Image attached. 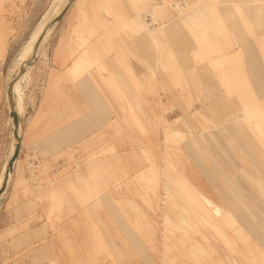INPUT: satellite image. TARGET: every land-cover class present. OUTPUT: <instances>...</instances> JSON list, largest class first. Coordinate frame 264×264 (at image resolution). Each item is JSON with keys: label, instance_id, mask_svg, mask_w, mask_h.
Here are the masks:
<instances>
[{"label": "rangeland", "instance_id": "obj_1", "mask_svg": "<svg viewBox=\"0 0 264 264\" xmlns=\"http://www.w3.org/2000/svg\"><path fill=\"white\" fill-rule=\"evenodd\" d=\"M195 1H107L109 18L98 26L104 35L91 30L84 39L92 47L85 53L88 120L77 114L81 98L70 84L72 99L48 97L55 59L64 63L76 53L65 36L54 50L50 45L29 91L45 87L46 111L36 115L65 122L66 137L42 154L34 142L33 157L17 164L8 208L18 204L21 237L4 242L13 232L3 230L8 217L0 216V264H264V189L256 182H264V0ZM259 2L262 11H251ZM54 5L0 0V171L11 145L10 65ZM200 7L210 30L197 13L184 17L177 33L155 30ZM222 54L230 64L219 80L204 59ZM97 60L105 65L94 67ZM17 86L24 119L35 96ZM82 102L84 112L85 91ZM213 206L227 210L245 236L224 226Z\"/></svg>", "mask_w": 264, "mask_h": 264}, {"label": "crops", "instance_id": "obj_2", "mask_svg": "<svg viewBox=\"0 0 264 264\" xmlns=\"http://www.w3.org/2000/svg\"><path fill=\"white\" fill-rule=\"evenodd\" d=\"M108 0H73L68 7L65 9L64 13L62 14L60 20L56 23L54 28L51 32L42 39V43L39 44L38 49L35 53V58L32 60L30 67L26 70L25 73L29 72L25 78L21 76V85L23 96L26 97L28 93L32 92L35 96L34 106H29L32 109L31 115L28 117L21 119L19 116V123H20V148L18 157L14 162V170L10 176V179L6 185V188L2 195L0 196V216L1 217H8L7 222L2 223L3 230L8 229L9 232H13L12 235L7 236L5 238L6 243H19L20 240V232L19 229L22 227V222L14 219V211L15 207L18 204L14 205L11 204L13 209H9V198L14 196V192L16 188V184L20 180L19 174H16V166L17 164H22L27 158L29 160L33 157L36 149L33 147V143L38 141L41 144V154L44 148H49L50 142H56L58 137L65 136L66 132V124H58L56 122H50V119L44 112V114L36 115L38 112L46 111L45 108L42 109V101L47 99L48 97L56 98L63 96H69L70 99L74 97L71 90L68 89V85L75 87L76 93H74L77 97L81 98L80 104L76 103V112L77 114L80 112V115L85 117L88 120L89 115V98H88V73L86 74L85 69L87 70L89 65L88 56L86 55L92 47H87L84 44V39H87L89 33L92 35H104V30H99V22H101L102 27L104 26L105 18L108 17V10L105 8L106 3ZM251 11H262V3L259 2L258 4L251 3ZM118 18V15L115 16L113 19ZM142 20V17L141 19ZM164 23V22H163ZM169 23V22H168ZM161 23L158 24L155 30L163 31L160 28ZM140 25V23H139ZM104 29V28H102ZM115 30V29H114ZM172 33H177L178 31L174 28L170 29ZM114 34V33H113ZM65 36V40L68 41L69 39L72 41V50L75 53L71 59L67 60L66 62L62 63V59H55V72L50 77V85L53 87L51 89L52 93L46 97L45 94V87L36 88L33 91H29V85L36 80V68L42 66L44 54L47 52L48 48L51 45L53 50L57 48L58 40L60 37ZM200 36V34H199ZM54 40L53 43H51ZM60 45V44H59ZM66 45H69V43ZM67 48V47H66ZM65 49V47H64ZM61 49H59L60 51ZM101 50V49H100ZM97 52H99V47H96ZM86 53V54H85ZM61 58L62 56L59 55ZM86 57V58H85ZM213 56L206 57L204 59L205 65L206 60L212 58ZM98 61V60H97ZM105 63L102 64L98 61L94 64V67L104 66ZM207 66V65H206ZM24 73V74H25ZM73 73H76L75 76H72ZM23 74V75H24ZM47 80V79H46ZM45 85V82H44ZM65 86V87H64ZM83 91H85V109L83 112ZM66 94V95H65ZM60 95V96H59ZM73 95V96H72ZM56 109V108H55ZM68 109V106L63 103L62 106L59 107L60 113H63ZM54 111V108L50 109ZM36 120L38 122H36ZM49 120V121H48ZM54 139V140H53ZM61 142L59 143L60 147L62 145ZM62 146L65 147L63 144ZM44 147V148H43ZM45 150V149H44ZM258 172H260L259 167L256 168ZM24 179H29L28 174L25 173ZM38 176V175H37ZM38 177H45V175H40ZM258 180L261 181L260 186L264 189V182L257 177ZM11 196V197H10ZM17 212V211H16ZM18 213V212H17ZM222 223V222H221ZM225 226V225H224ZM227 227V226H226ZM243 232L242 228H240ZM264 236V232L261 233ZM245 236V235H244ZM8 256H12L15 254L14 251H10L7 253Z\"/></svg>", "mask_w": 264, "mask_h": 264}, {"label": "bare ground", "instance_id": "obj_3", "mask_svg": "<svg viewBox=\"0 0 264 264\" xmlns=\"http://www.w3.org/2000/svg\"><path fill=\"white\" fill-rule=\"evenodd\" d=\"M55 2V5L52 9V11L48 12V13H45L43 16H42V19H41V23L39 24V26L36 28V30L31 34L30 36V39L29 41L26 43V45L23 46V48L21 49V51L19 52V54L17 55V58H16V63L11 66L10 65V68L11 70H9V73H8V77H7V81L12 77L13 74L17 73L18 71H20L23 63L25 61H27L31 55H32V51H33V47H34V43L37 39V37L40 35V33L43 31L44 29V26L46 25V22L51 18L53 17L54 15H56L60 10L61 8L63 7V5L65 4L66 0H54ZM52 3V2H51ZM198 3V1L196 0L195 1V4ZM52 5V4H51ZM51 7V6H50ZM49 7V9H50ZM52 8V7H51ZM211 8V7H210ZM48 9V10H49ZM47 10V11H48ZM211 12V11H210ZM44 13V12H43ZM197 13L199 16H201L202 18V24H203V27H204V30L207 31V30H210V27H209V22L212 21L210 19H207L205 17V12H203V8L200 7V9H189L188 11H183V12H178L176 13L177 15L169 22V23H163L161 22V24L159 25L160 28L164 31H166L167 29L169 31H171L170 29L174 28L175 30L179 31L180 30V27L182 25L181 21L184 19V17H186L187 15H192V14H195ZM142 16V15H141ZM216 16V15H215ZM180 21V22H179ZM38 23V22H37ZM35 27V26H34ZM166 33V32H165ZM172 33V32H171ZM204 32H201L200 33V41H203L204 39ZM43 41L41 40L40 43H42ZM25 43V42H24ZM22 45V44H21ZM21 48V47H20ZM197 53L199 52L200 55H204L205 51H204V48L203 47H200V46H197V49H196ZM14 61V60H13ZM232 62V61H231ZM230 64V58L227 56V55H214L212 58L210 59H207L206 60V65L208 67V69L211 71V72H216L220 79L219 80H224V76L225 74L227 73L226 71L229 69L228 65ZM226 67V68H224ZM28 73V72H27ZM27 73H25L24 75H22L23 77L22 78H25ZM5 80V81H6ZM21 79H19L18 81L15 82V84L13 85L12 89H11V94H12V98H13V101H14V105H15V108H16V111L17 113H19L22 109L21 108V99L17 98L14 96V93H16V90H17V85L20 83ZM5 98L7 100V97H6V93H5ZM20 100V101H19ZM7 109L9 110V105L7 104ZM257 109V108H256ZM259 109V108H258ZM257 111V110H256ZM260 111V110H259ZM22 112V111H21ZM261 114V113H260ZM9 117V116H8ZM231 117V116H230ZM229 117V118H230ZM233 117V116H232ZM235 117V115H234ZM228 118V119H229ZM238 118V117H237ZM227 119V118H226ZM240 119V117H239ZM10 120V132H11V145H10V149H9V154H8V157L7 159L5 160V162L3 163L2 165V170L0 171V185L3 181V178H4V171H5V168H6V163L9 159V157L11 156V154L13 153V150H14V146H15V140L13 139V129H12V124H11V119L9 117ZM232 120V119H231ZM233 121H234V118H233ZM238 121V120H237ZM179 122V121H178ZM236 122V121H235ZM222 124V123H221ZM183 125V124H182ZM185 128V125L184 127ZM186 129V128H185ZM189 130V128H188ZM227 130V129H226ZM207 131V130H206ZM228 131V130H227ZM231 131V130H230ZM191 132V131H189ZM229 133V131H228ZM175 134H178V132H175V133H168V132H165V138L167 137H175L174 135ZM206 137H210L211 134L210 132L207 131V133H204ZM230 135L233 137L234 135H232L230 133ZM233 140H234V137H233ZM5 159V158H4ZM260 170V168H259ZM255 180V178H254ZM258 185H260L261 181L260 180H257L256 181ZM203 203L205 206L208 207H211L212 206V203L205 199L203 200ZM213 212H215L219 217L220 221L222 222L223 225L231 228V231L236 235V236H239V237H243L244 236V233L241 231L240 227H236L233 223L235 222L233 220V216L226 210L225 212L221 209V208H218V207H215L213 206ZM210 209V208H209ZM207 210V209H206ZM210 216V215H209ZM213 217V216H212ZM246 222V221H245Z\"/></svg>", "mask_w": 264, "mask_h": 264}, {"label": "water", "instance_id": "obj_4", "mask_svg": "<svg viewBox=\"0 0 264 264\" xmlns=\"http://www.w3.org/2000/svg\"><path fill=\"white\" fill-rule=\"evenodd\" d=\"M72 1L73 0H66L65 4L61 8V10L46 22V25L44 26L43 31L40 33V35L37 37V39L34 43V47H33L31 57L23 63L20 71L13 74L12 77L8 81H6V83L4 85V89H5L6 97H7V102L9 105L8 115L11 119V124H12V129H13V139L15 140V146H14L13 153L11 154V156L9 157V159L6 163V168L4 171V178H3V181L0 185V196L4 192L6 185L10 179V176L14 170V162L18 157L19 148H20L19 116H18V113H17L15 105H14V101H13L12 94H11V89H12L13 85L15 84V82L18 81L21 78V76L26 72V70L30 67L32 60L35 58V53L38 49V46H39L41 40L51 32V30L54 28L56 23L60 20L65 9L68 7V5Z\"/></svg>", "mask_w": 264, "mask_h": 264}]
</instances>
